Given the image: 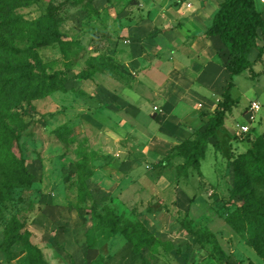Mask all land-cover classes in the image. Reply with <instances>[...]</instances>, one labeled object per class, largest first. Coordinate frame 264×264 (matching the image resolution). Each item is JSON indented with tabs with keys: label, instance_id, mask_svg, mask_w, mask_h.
<instances>
[{
	"label": "rangeland",
	"instance_id": "obj_1",
	"mask_svg": "<svg viewBox=\"0 0 264 264\" xmlns=\"http://www.w3.org/2000/svg\"><path fill=\"white\" fill-rule=\"evenodd\" d=\"M206 3L0 0V264H264L261 31L217 140L199 169L177 171V145L226 82L202 92L184 72L171 84L173 59L194 63L180 19L199 7L208 27ZM4 172L28 182L4 189Z\"/></svg>",
	"mask_w": 264,
	"mask_h": 264
},
{
	"label": "trees",
	"instance_id": "obj_2",
	"mask_svg": "<svg viewBox=\"0 0 264 264\" xmlns=\"http://www.w3.org/2000/svg\"><path fill=\"white\" fill-rule=\"evenodd\" d=\"M1 23L3 21L0 17ZM258 31L264 34V16L257 10L255 0L220 1L205 33L207 35H217L226 48L227 59L223 62V66L228 71V78L221 93L222 99L218 101L205 127L195 132L194 139H187L176 147V156L183 158V161L177 165V171L181 175L187 176L190 168L199 169L200 160L204 156L208 142L211 139L217 140L218 130L223 125L225 113L234 104V99L230 94L231 87H233L232 78L234 75H238L250 68L249 53L256 47ZM53 34L57 35L56 32H53ZM36 39V35L30 37L31 46L35 44ZM22 65L26 76L31 77L30 67L27 63ZM3 176L5 180L1 185L4 189L14 186L16 183L28 182L27 180L23 181L16 174L10 175L4 172ZM240 221L243 222L242 217ZM13 222L14 220L11 219L10 224H13ZM228 222L234 226L239 225L237 215L228 218ZM144 238H147V236ZM254 249L264 259V249L258 246H254Z\"/></svg>",
	"mask_w": 264,
	"mask_h": 264
},
{
	"label": "crops",
	"instance_id": "obj_3",
	"mask_svg": "<svg viewBox=\"0 0 264 264\" xmlns=\"http://www.w3.org/2000/svg\"><path fill=\"white\" fill-rule=\"evenodd\" d=\"M218 2L219 0H209L208 3H206L204 0V3H206V6H207L204 9L207 10V12H210V17L213 16L215 9L218 8ZM203 11H200L199 7L194 8V10H190V8L186 9L185 17L180 19L183 22V24H185L184 25L186 26L185 29H188V31L183 35L184 37L187 36V38H189L188 39L189 42H187L186 45H188L191 48L190 53H191V56H193V58L191 59L194 60V63L190 62L186 64V66L184 65V68H183L181 65L183 64V62H181L180 60L175 61L173 59L172 60L173 62L168 64L169 65L168 71H169V74H171L172 76L171 84L174 86V89L178 87L180 88L181 85L178 82L177 77H183L182 73L184 72L188 76H191L192 78L191 80H193V83L194 84L197 83L196 86L200 87L202 92L203 91L209 92L210 90L209 88L211 86H214L216 88L217 84L222 86L224 84V81L227 79L226 76H228V71L225 70L223 63H220L217 60L216 61L212 60L213 56L216 54V51H215L216 48L218 49L223 46L222 42L220 41V38L217 35H207L205 33L207 29L208 21H205L203 26L200 25L201 29L195 26V23L200 22V21L202 22V19H200V17L198 16L199 14L203 15L205 13ZM186 14L188 15L189 18L186 17L187 16ZM210 21H211V18H210ZM163 41H164L163 45L165 46L168 40L166 41V39L164 38ZM182 49L183 48H181V50ZM181 50L178 49L177 51L180 52ZM178 52L175 51L176 53L175 55H177ZM204 56H206V58ZM189 64H190V69L187 68V65L189 66ZM220 71H222L221 77L218 74H216V73H220ZM169 74H167L166 72V79L168 78ZM173 78H176V79H173ZM195 80H197V82Z\"/></svg>",
	"mask_w": 264,
	"mask_h": 264
},
{
	"label": "built area",
	"instance_id": "obj_4",
	"mask_svg": "<svg viewBox=\"0 0 264 264\" xmlns=\"http://www.w3.org/2000/svg\"><path fill=\"white\" fill-rule=\"evenodd\" d=\"M260 109V104L257 101H252L248 106L249 121H252L255 117L256 112ZM250 128L248 125H242L240 131L242 133H248Z\"/></svg>",
	"mask_w": 264,
	"mask_h": 264
}]
</instances>
